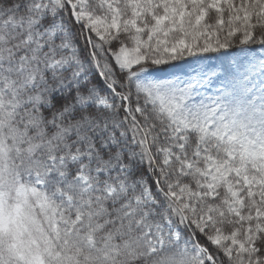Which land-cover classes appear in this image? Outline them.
Segmentation results:
<instances>
[{
	"label": "snow or ice",
	"instance_id": "obj_1",
	"mask_svg": "<svg viewBox=\"0 0 264 264\" xmlns=\"http://www.w3.org/2000/svg\"><path fill=\"white\" fill-rule=\"evenodd\" d=\"M0 264H264V0H0Z\"/></svg>",
	"mask_w": 264,
	"mask_h": 264
}]
</instances>
